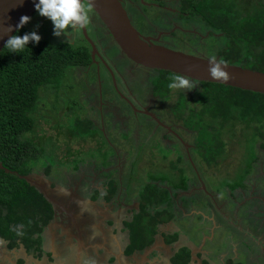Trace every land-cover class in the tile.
Returning <instances> with one entry per match:
<instances>
[{
  "label": "crops",
  "instance_id": "0c3cea01",
  "mask_svg": "<svg viewBox=\"0 0 264 264\" xmlns=\"http://www.w3.org/2000/svg\"><path fill=\"white\" fill-rule=\"evenodd\" d=\"M73 71L78 76L90 74L82 69ZM87 84L83 94L88 100V108L97 107L99 111L87 114L94 137L86 142L72 139L71 143L76 145L71 152L72 158L64 157L61 166H56L57 170L51 168L52 181L47 185L42 184L58 203L59 209L68 215L74 227V232L64 228L65 234L59 233L57 229L63 227L62 223L55 224L57 220H52L43 229L41 248L46 247L54 264H70L71 252L74 260L78 253L77 264H171L172 256L183 247L190 253L188 264H264V233L262 235L257 224H254L253 229L247 228L246 223L256 219H247V213L241 215V210L245 211L249 205L244 198L240 202V198L241 192L245 193L252 187L246 180L251 166L239 187L232 186L233 182L228 185L216 183L210 180L208 172L203 178L200 176L203 163L195 152L196 135L192 131L179 132L184 143L182 145L169 136L170 131L161 130H170L165 126L125 115L109 83L101 90L98 86L93 87L92 83ZM144 84L142 80H137L131 86L137 99L148 90ZM118 85L117 81V89ZM102 90L106 91L103 97L100 94ZM164 101L169 102L167 99ZM112 103H115V109L105 113ZM166 103L157 106L160 111L156 113L163 116L161 119L167 125L175 124L171 116L163 111ZM93 146L99 156L87 152ZM79 150H82V156L77 154ZM158 151L166 155L160 153L158 156ZM75 156L79 157L73 159ZM171 161L176 164L173 169L180 172L179 180L151 177L147 179L150 183L146 181L142 186L141 179L131 174L133 169L140 172L149 170L150 166L165 170ZM64 162L66 165L71 163V166L65 167ZM40 168L43 169L42 166ZM173 169H168L170 174L177 172ZM42 174L45 176L44 172ZM71 174H76L73 182ZM263 182L264 178L257 183V187L262 189L264 195ZM146 185H154L165 194V203L160 209H167L172 218L157 226L152 245L141 252L126 254L129 239L124 223L138 212L140 197ZM110 186L114 187V194L108 199ZM72 205L86 209L83 215L90 217V223L84 220L80 222L78 214L71 209ZM79 217L84 218L81 215ZM85 224L90 232L84 227ZM174 234L177 239L169 241V236ZM64 235L70 248L66 259L58 255L64 246L57 245ZM20 260L22 263H19ZM42 260L47 262L48 259L42 256L33 258V254L27 255L22 246L7 249L6 242L0 239V264H42Z\"/></svg>",
  "mask_w": 264,
  "mask_h": 264
},
{
  "label": "trees",
  "instance_id": "16d2710c",
  "mask_svg": "<svg viewBox=\"0 0 264 264\" xmlns=\"http://www.w3.org/2000/svg\"><path fill=\"white\" fill-rule=\"evenodd\" d=\"M178 11L179 17L182 14L198 16L207 28L221 34L218 43L222 42V46L216 55L224 64L264 73V4L261 0H178ZM28 32L32 31L19 28L14 35L23 36ZM4 47L0 52V164L18 176L0 170V239L6 242L7 249L22 246L26 254L39 258L42 253L41 233L54 212L52 205L34 186L19 178L33 175L40 166L36 161L42 148L26 135L34 127L32 112L39 101L40 90L58 85L68 68L90 65V54L87 46L49 42L43 38L35 45L29 42L28 48L19 54L9 53ZM173 75L157 73L152 81L154 96L167 98L171 92L167 84ZM201 86L202 89L194 93L201 105L199 109L194 106L188 110L187 101L181 96L174 107L183 110V116L185 112L197 114L196 120H192L190 114L187 116V120L193 121L187 129L196 135L195 150L202 163L204 160L214 161L222 151L221 144L214 137V129L206 120L217 119L223 130L236 120V113L243 121L250 117L247 123H263V132L259 131L257 136L262 141L259 148L264 151V95L219 84L201 83ZM79 125H82L81 121L75 122L76 131L82 132L80 139L94 137L89 121L82 126L84 131ZM255 162L256 158L252 157L232 186L242 185L249 167ZM43 170L48 176L51 166L45 164ZM113 194L114 187L110 186L107 198ZM164 197L165 194L154 185L143 188L138 212L124 223L129 239L126 254L141 252L152 245L157 226L172 218L167 209H160L164 206ZM176 239V234L169 236V241ZM189 261L190 253L185 247L171 258V264H188Z\"/></svg>",
  "mask_w": 264,
  "mask_h": 264
},
{
  "label": "rangeland",
  "instance_id": "374dc122",
  "mask_svg": "<svg viewBox=\"0 0 264 264\" xmlns=\"http://www.w3.org/2000/svg\"><path fill=\"white\" fill-rule=\"evenodd\" d=\"M257 1L260 2V0H253V2ZM261 1L264 4V0ZM168 8L171 11L168 10L167 13L161 12L159 10H149L147 14H143L141 16H138L140 14V11L133 12L132 18L135 24L139 26L141 33L147 34L148 32L153 30L151 26L157 23V17L159 15L171 17L172 20L175 19L174 12L177 9V2L169 4ZM88 14H92V12L91 9L87 6V15ZM96 21V26L99 27V29L105 31L104 28L100 25V22L97 19ZM174 24L179 25L177 23ZM24 28L30 31H35L41 38L49 42L64 41L73 46H82L85 43V39L83 37L81 29L74 32L72 35L67 36L66 38L65 36H53V26L51 22L48 19L39 16L37 12H35L30 17L29 22L25 24ZM168 28L169 27L167 26L164 29ZM182 28L184 30L191 31V33H184V35L176 33L178 38L177 41L183 42H176L174 40L170 42V39L162 38L161 45L159 46L165 48L169 46L168 48L170 50L180 51L195 56L200 55L204 58L217 56L216 52L222 46V42L218 43L219 36L214 35L215 33L213 32V35H211L213 37H207L205 34L207 32L206 27H204L203 24H201L197 19L182 21ZM85 31L88 38H90L92 35L90 27L86 26ZM184 41H187V43H184ZM111 49V51H113L114 47L111 46ZM79 72H81V70H79ZM93 81L94 78L92 76L83 74H81V76H78L77 72L73 71L71 68H68L63 79L58 85L53 86V88L48 87L42 88L40 90L38 99L39 101L34 111L32 112L34 127L32 131L26 135L30 140L36 143L37 147L42 148L41 155L36 161V163L40 165L39 168L41 166L43 167L46 164L49 167L51 166V168H53L54 170H57L58 168H56V166H61V162L63 161L64 157L72 158L71 152L76 148L74 142L71 143L72 139L75 142H80L81 140H85L84 142H86L90 140L91 137L89 136H85L84 139H80V137H83L80 135L82 132L76 131L75 122L77 123V121H81L82 125L79 126L84 131L82 126L85 125V122L89 121V117L87 116V114L97 113L94 112L95 109L88 108V100L83 94V91L88 85L87 83H92ZM115 83L116 82L112 81L111 79V84L113 86ZM193 84L194 88L192 91H187L186 89L171 90L169 102H165L167 106L172 107L174 101L176 100L177 94L180 92L178 97L181 96L180 98L183 97L184 99H186L187 102L185 103V105L187 104L188 110L193 109L194 106L199 109L201 105L197 100L198 98L194 96V93L200 91V89H202V86L199 83L193 82ZM113 86L111 88H113ZM118 102L120 103L121 100H118ZM174 106L170 108V113L172 115L171 118L179 120L183 124L185 129L193 122L192 120H196L197 114L193 113L191 115L190 112L189 114L193 118L189 121L186 119L189 114L185 112L186 115L183 116V110H178ZM234 116L236 120L230 122V124L224 127L223 130L219 128L217 119L206 120V123L208 122V124L214 129V137L216 138L218 144H221L222 151L217 157H215L214 161L204 160L202 170L200 171V176L202 175V177L204 178V174H207L206 172H208V174H210V176H208L210 177V180H214L216 183H224L227 181L236 182L242 176V172L246 169L247 163L251 160V158H257L256 162L251 165V171L246 178V180L248 181V183L250 182L252 187H249V189H247L245 193L241 192L242 196L240 198V202H242L243 198L244 200L249 202L246 210H241V215L243 216V214L247 213V219L252 218L254 220H258H255L256 222H247L246 227H251V229H253L254 224H257V228H261L260 232L263 235L264 195L261 192L262 189H259L257 187V183H259V181L264 178V151L259 148V145L262 141L258 139L257 136V133L259 131L263 132V123L261 121L258 123H256L255 121L254 123H247L246 121H250V117H246L243 121L242 116L238 113L234 114ZM203 123H205V119H203ZM187 134L192 135L190 133ZM26 136L24 137L27 140ZM88 138L89 140H87ZM84 148L86 150V147ZM90 148L91 150H88L87 152H90V154L92 155L99 156L98 150L95 148V146ZM191 152L193 153V151ZM160 153L166 155V153H164L163 151H158L156 154L160 156ZM77 154H80L82 156V150H79ZM78 157L79 156H75L73 159H77ZM152 161L153 160L151 159V162ZM167 163L169 162L167 161ZM173 163L174 161H171L170 164L166 166L167 169L165 170L164 168H156L155 166H150L149 170L146 169L140 172L133 169V173L131 174L141 179L140 185L142 186L143 184L147 183V179L150 180L151 177L179 180L180 172L173 169V167L176 165ZM64 165L65 167H68L71 166V163L66 165V163L64 162ZM169 168L177 172L170 174V172L168 171ZM42 170L43 169L40 168L32 177H34L33 179L37 180L39 183L47 185L48 183H50V181H52V172L49 176L46 177L43 176ZM75 176L76 174H71V182L74 181ZM148 183H150V181ZM57 192L59 195H62L61 192ZM79 214L78 218L80 222L84 220L85 222L90 223V217H87L85 215V218H82L79 217ZM65 227H67V225ZM83 261L85 262L86 259Z\"/></svg>",
  "mask_w": 264,
  "mask_h": 264
},
{
  "label": "water",
  "instance_id": "95a60500",
  "mask_svg": "<svg viewBox=\"0 0 264 264\" xmlns=\"http://www.w3.org/2000/svg\"><path fill=\"white\" fill-rule=\"evenodd\" d=\"M82 2L97 17L119 54L131 64L155 73L167 72L174 75L179 74L199 84H219L244 92L264 95L263 72L223 63L222 67L227 72V78H211L208 73L209 58L170 50L169 48L156 45L150 42V39L141 36L131 23L121 0H82ZM35 12L34 0H0V52L5 46L7 39L18 30L16 25L19 23L20 17L27 16L30 18ZM24 26L20 28H24ZM9 27H11L12 31H7ZM81 31L91 50L90 60L94 63L95 56H98L97 49L86 35L85 27ZM216 61L219 62L220 60L216 58ZM105 67L112 76L109 68L106 65ZM112 80L114 81L113 76ZM130 106L134 110L133 105L130 104ZM146 114L150 119L163 127L155 115L148 112ZM179 141L184 145L180 139ZM0 170L18 176L16 173L4 169L1 164ZM19 178L34 186L52 206L59 207L58 203L37 180L32 179L31 176H19ZM77 258L78 253L76 255V264Z\"/></svg>",
  "mask_w": 264,
  "mask_h": 264
},
{
  "label": "flooded vegetation",
  "instance_id": "af4514ba",
  "mask_svg": "<svg viewBox=\"0 0 264 264\" xmlns=\"http://www.w3.org/2000/svg\"><path fill=\"white\" fill-rule=\"evenodd\" d=\"M173 2H177V9L174 12L175 19L172 20L171 17H167L165 15L164 16L159 15L157 17V23L155 25L151 26L153 28V30L148 32L147 34L141 33L139 26H137L135 24V22L132 18L133 12H139L140 11L139 12L140 14L138 13L139 14L138 16H141L143 14H147L149 10H154V11L159 10L161 12L167 13L168 10H170L168 8V5L173 3ZM121 3H122L123 8L126 10L127 14L129 15L131 23L133 24L135 29L139 32V34L145 38L150 39V42H152L156 45H161V39L162 38H164V39L168 38V39H170L169 40L170 42L173 40L176 42H183V41H177L178 38H177L176 33L184 35V33H189V32L191 33V31L184 30L182 28V21L197 19L201 24H203L204 27H206V25L200 21L198 16H189L187 14H182V16L179 17L178 0H162V1L161 0H121ZM169 15H171V14H169ZM88 16H89V24L87 26L90 27L91 34H92L89 39L95 45V47L97 49L98 56H95L94 63L90 62V65H88L84 68L83 67L82 68L73 67L71 69H73V70L75 69L76 71L78 69H82L85 72L90 73L88 76H92L94 78V81L92 82L93 87L98 86L100 90L103 88V86L108 85L107 83H109L110 86L112 85L111 79L113 76L114 81L116 82L115 84L117 85V81L120 84V85H118L119 86L118 89H117L116 85H115V87L112 85L113 86V88H112L113 95H114V98L117 102L119 99V100H121L120 103L122 104V106L124 104V106H123L124 114L125 115L130 114L131 116L136 117L137 119H142L144 122L147 121V122H151L152 124L156 125V123L153 122L148 117V115L146 113L148 112V113L155 115V117L160 121V123L163 126L170 129V130H166V129L161 128V130L164 132L170 131L169 136L173 137L175 139V141H177L178 143L181 144V142L179 141V139L181 140L179 132L184 131V130L188 131V130H186L187 128L185 129L183 124L179 120H176L174 118H172V119L176 123L172 124V125H167L164 121H162L163 119H161V117L163 118V116L159 115V113H156V112L160 111L159 110L160 108L157 109V106L158 107L162 106L165 103V101H164L165 99H167V100L170 99V93L167 96V98H163V99H161L158 96L153 95L152 81L157 76V73L143 69V68L138 67V66H135V65L131 64L130 62H128L123 56H121L119 54L117 48L115 47V45L112 42V40L110 39V37L107 35L106 31H103V30L99 29V27L96 26L97 25V21H96L97 17L93 14V12H92V14H88ZM174 23H177L179 25H175ZM167 26L169 28L164 29ZM206 29H207V32L205 34L207 37H210L211 35H213V31L211 29H209L207 27H206ZM214 35L219 36V37L221 36V34H218V33L217 34L215 33ZM211 37H213V36H211ZM61 42H64V41H61ZM84 42L85 43L82 46H87L89 48V54H90V52H91L90 47L86 41H84ZM66 43H68V42H66ZM184 43H187V41H184ZM111 46L114 47L113 51H111L112 50ZM215 58L219 59L218 56H216ZM104 63L109 68V70L111 71L112 76L108 72ZM137 80H140V81L142 80V82L145 83L144 86H147V89H148L146 92L144 91L145 94H143L142 97H139V99L136 98L137 97L136 94L131 90V89H133L131 86H134V81H137ZM190 82H192V81H190ZM105 92L106 91H104V90H102V92L100 91V94H102V97L104 96ZM150 92L152 94H150ZM179 94H180V92L177 94L176 100L174 101L172 107L175 105ZM130 104L133 105L134 110L132 109ZM172 107L166 106L163 109L164 113L170 115L171 117H172V115L170 113V111H171L170 108H172ZM96 108L97 107H94L95 112H99L98 109H96ZM114 109H115V103H112V104L108 105V107L105 109V113L106 112L109 113V112L113 111ZM71 209H73L77 214L81 213L79 215H81L85 218V215H83V213L86 214V209H82V208L78 209V208H76V205H72ZM53 212H54V214H53L52 220H57V221H55V224L62 223V226H63V227L57 229V230H59V233L62 232L63 234H65L64 228H66V229L68 228L69 230H72L74 232V227L70 221V218L68 217V215L66 213H64L62 210H60L59 207H57V206L53 207ZM66 225H67V227H65ZM86 225L87 224H85L84 227L87 229V231H89L90 229ZM66 238H67V236L64 235V237H62L60 239L62 241H60L59 244L57 243V245L59 247L64 246L63 250H61L60 254H58L59 256H61V258H63L65 256L64 259H66L69 256L68 254L70 251V248L67 245L68 243H66ZM58 242H59V239H58ZM46 246L48 247L49 245H46ZM41 250H42L41 256L43 258L47 257V259H48V260H46L47 262L42 260V264H45V263L54 264L55 262H54V260H52L53 258L51 259L50 254L47 251L46 247L44 246L43 248H41ZM27 255H30V254H27ZM41 256L39 258H41ZM33 258H35V257L33 256ZM70 259H71L70 264H75L76 259L74 260L72 252H71ZM67 260H69V258Z\"/></svg>",
  "mask_w": 264,
  "mask_h": 264
},
{
  "label": "clouds",
  "instance_id": "9594fccd",
  "mask_svg": "<svg viewBox=\"0 0 264 264\" xmlns=\"http://www.w3.org/2000/svg\"><path fill=\"white\" fill-rule=\"evenodd\" d=\"M34 8L39 16L48 19L53 26V36H69L72 33L86 27L89 24V16L87 15V6L82 0H34ZM30 18L21 16L16 28L19 29L29 22ZM7 31H12L11 27ZM40 36L35 32L25 33L23 36H10L5 47L9 53L19 54L28 48L29 42L33 45L38 44ZM223 61H216L214 56L208 59V73L211 78L220 79L227 78V72L223 65ZM169 90L186 89L192 91L194 84L182 75H173L167 84Z\"/></svg>",
  "mask_w": 264,
  "mask_h": 264
}]
</instances>
